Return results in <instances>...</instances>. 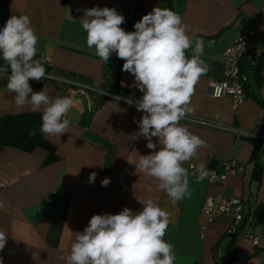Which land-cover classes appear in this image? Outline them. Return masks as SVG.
<instances>
[{"label":"crops","instance_id":"0c3cea01","mask_svg":"<svg viewBox=\"0 0 264 264\" xmlns=\"http://www.w3.org/2000/svg\"><path fill=\"white\" fill-rule=\"evenodd\" d=\"M94 7L115 8L125 18L121 27L126 31H135L134 24L154 7L169 8L182 17L193 41L200 39L201 59L208 71L195 86L194 111L185 118L213 127L180 121L207 142L184 165L190 173V197L173 203L158 190V181L136 173L140 155L153 150L147 148L144 137L130 141L128 136L139 130L136 121L143 112L126 101L143 93L134 86V76L122 70L124 61L115 53L105 64L94 48L87 47L80 21L85 10ZM24 14L39 38L37 58L46 76L87 85L118 99L78 92L51 78L29 81L34 92L44 89L50 98L71 96L75 104L66 117L69 132L44 136L54 147L55 161L45 164L47 153L40 148L0 150V229L7 235L0 250L2 264H66L61 257L69 254L74 233L83 232L94 214H117L125 207L135 213L143 208L139 200L149 197L169 214L164 239L173 245L175 264H264V253L255 252L242 235L230 243L224 220L209 224L203 232L199 229L206 197H238L244 209L242 230L264 235V0H151L145 9L140 0H0V29L11 15ZM248 30L253 34L241 61L246 98L233 110L229 97L208 96L207 84L223 79L221 53ZM255 50L262 52L251 62ZM193 54L190 48L187 56ZM0 66H4L2 58ZM7 77L0 73V116L42 114L30 106H16L15 93L6 87ZM152 139L158 151V138ZM253 140L262 142L254 157ZM224 160L238 162L243 171L227 175L221 183H209L207 178L197 183L191 175L199 164L209 170ZM93 172L97 175L90 183ZM105 178L110 183L102 186ZM229 246L235 251L231 259L227 258Z\"/></svg>","mask_w":264,"mask_h":264},{"label":"clouds","instance_id":"9594fccd","mask_svg":"<svg viewBox=\"0 0 264 264\" xmlns=\"http://www.w3.org/2000/svg\"><path fill=\"white\" fill-rule=\"evenodd\" d=\"M124 22L123 15L108 7L86 9L80 21L87 47L94 48L105 64L115 53L124 61L122 70L134 76V86L143 93L139 99L126 101L143 112L136 121L139 130L128 136L130 141L144 137L147 148L153 150L140 155L136 173L158 181V190L176 203L191 196L190 173L184 165L197 157L200 148L207 147L204 139L180 124L194 111L191 100L195 86L208 71L201 59L203 47L189 36L182 17L169 8L154 7L134 24L135 31L124 30ZM38 43L30 17L11 15L0 29V58L4 61L0 73H9L6 87L15 93L18 108L30 106L34 112L42 111L39 132L45 137H60L69 132L66 117L75 101L71 96L50 98L44 89L33 91L29 81L46 77V69L37 58ZM190 48L194 49L191 58L187 56ZM35 135V129L29 131L30 137ZM153 137L158 138V151ZM96 175L90 174V183ZM191 175L197 183L202 182L208 175L206 166L199 164ZM109 183L108 178L101 181L102 186ZM139 202L143 208L135 213L125 207L117 214H94L83 232L74 233L70 252L61 259L66 264H175L173 245L164 239L170 223L168 212L151 197ZM6 242V232L0 229V250Z\"/></svg>","mask_w":264,"mask_h":264},{"label":"built area","instance_id":"2783aa9c","mask_svg":"<svg viewBox=\"0 0 264 264\" xmlns=\"http://www.w3.org/2000/svg\"><path fill=\"white\" fill-rule=\"evenodd\" d=\"M151 0H140L141 9H145ZM253 34L251 30L245 31L238 34L232 42L227 46L221 53V58L225 63V70L223 73L222 80H211L207 84L206 93L208 96L220 99L222 97H229L231 101V109H235L243 103L246 98L245 94V83L247 78L241 70V61L249 37ZM200 42V39H197ZM196 40V41H197ZM261 50H255L251 62L256 61L260 55ZM4 75H9V73H3ZM46 78H51L55 81H60L68 85L76 87L78 92H88L93 91L100 94L102 97L118 99L116 96L111 94L103 93L99 90H95L87 85H83L71 81H63L60 79H55L51 76H46ZM91 104L88 103V108ZM181 121L190 122L193 124L202 125L205 127H213L208 122H202L194 119L184 118ZM243 171V165L239 164L233 160H224L214 168L207 170V181L209 183H221L225 180L227 175H237ZM217 220H224L227 224L226 236L229 239L235 238L239 235L245 237L251 243L255 252L264 253V235L255 236L251 233L242 230L244 222V209L243 201L238 197L230 198H212L206 197L203 201L201 208V224L199 229L203 232L209 224L214 223Z\"/></svg>","mask_w":264,"mask_h":264},{"label":"trees","instance_id":"16d2710c","mask_svg":"<svg viewBox=\"0 0 264 264\" xmlns=\"http://www.w3.org/2000/svg\"><path fill=\"white\" fill-rule=\"evenodd\" d=\"M241 70H243L242 67ZM41 117L42 114L40 113L0 116V150L4 147H12L21 151L30 152L35 148H40L47 153L45 164L55 161L54 147L39 132L42 123ZM33 129L36 130V135L30 137L29 131ZM253 141L255 143L253 151L254 157L261 147L262 142L259 140ZM233 239H230V243H232ZM234 254L235 251L229 246L227 258L231 259Z\"/></svg>","mask_w":264,"mask_h":264}]
</instances>
